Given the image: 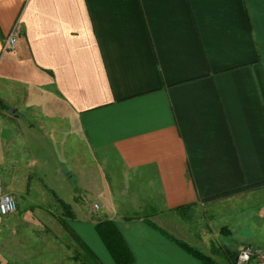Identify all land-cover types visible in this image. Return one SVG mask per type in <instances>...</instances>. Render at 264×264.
I'll return each instance as SVG.
<instances>
[{"label":"crops","instance_id":"obj_1","mask_svg":"<svg viewBox=\"0 0 264 264\" xmlns=\"http://www.w3.org/2000/svg\"><path fill=\"white\" fill-rule=\"evenodd\" d=\"M48 125L62 213L0 214V264H86L85 248L116 264L105 219L132 264H203L150 217L222 197L242 201L238 245L264 252V0H0V178L20 202Z\"/></svg>","mask_w":264,"mask_h":264},{"label":"rangeland","instance_id":"obj_2","mask_svg":"<svg viewBox=\"0 0 264 264\" xmlns=\"http://www.w3.org/2000/svg\"><path fill=\"white\" fill-rule=\"evenodd\" d=\"M49 127L50 126L48 125L47 128L43 130V144L41 147V153H38V158L40 154L42 156L41 163L37 164L36 168L31 170L33 173L37 174V177H34L31 180L33 183L36 182L37 187L35 188L33 185L32 191L37 197H34L33 201L20 202L16 194H12L18 200L19 210L22 207H38V209H43V216L45 218L47 217L49 220L51 218L52 220L53 217L57 218L62 211L56 202L58 200H53V194L49 193L47 186L52 188L55 187V170L60 165L56 153L60 156L61 150L55 145V143L53 144V138L50 135ZM62 153L64 159L69 157V162L72 161V153L68 155L66 152ZM74 156H78V154H74ZM134 189L138 188L129 185V191H133ZM258 189L264 190V185H260ZM38 190L42 193V198L40 199L39 192L37 193ZM129 196L131 197L132 195L130 194ZM121 199L124 200L123 197H121ZM258 200L262 202V200H264V194L259 197L257 196L254 205L257 206ZM122 202L124 205L129 206L130 210H136L139 212L145 211L146 214L151 212V207L146 206L145 201L130 199L129 202ZM89 203H93V200H89ZM241 206L242 201L240 199L230 200L222 197V199L218 198L202 204L190 206L187 209L184 208L186 210H183V212L179 214H176L174 211H164L163 213H158L157 216L150 218L155 220L164 231L181 239L183 238L182 240L193 244L201 250H204V252L206 251L207 253L213 254L216 259L228 264L230 262L228 258L229 250H231V252H240L243 248L252 247L255 251L259 252L258 254L264 255V252L259 250V247H255L251 244H243L244 246L240 247L239 245L241 244L238 245L236 241V233L234 232V229H236V227L240 229L241 226L239 224L242 222V215L244 213ZM252 220L254 222H259L261 216L260 218L254 216L252 217ZM244 231L248 233V230L245 229ZM258 234L261 235L260 232H258ZM67 238V234L65 233L60 235V239L65 242L68 241L69 238ZM261 238H264V236L261 235ZM259 242L264 246V242Z\"/></svg>","mask_w":264,"mask_h":264},{"label":"trees","instance_id":"obj_3","mask_svg":"<svg viewBox=\"0 0 264 264\" xmlns=\"http://www.w3.org/2000/svg\"><path fill=\"white\" fill-rule=\"evenodd\" d=\"M232 192H227L224 194H221L222 196H226L231 194ZM65 204V202H62ZM67 205V204H65ZM187 206H179L175 208V211H182L186 210L184 209ZM96 230L98 234L100 235L102 241L104 242L106 248L108 249L109 253L111 254L112 258L116 262V264H132L134 261V255L126 242L124 236L122 235L120 229L118 228L117 224L111 220V219H105L98 224H96ZM162 230V229H161ZM165 234L176 240L183 248L188 250L190 253H192L195 257H197L203 264H222L215 260V258L204 252L198 247L192 246L188 242L176 238L174 236H171L170 234L166 233L164 230H162ZM86 249V264H95L93 260H95L96 256L95 254L89 250ZM238 255V252L232 251L230 255H228V258L230 262L228 264H236V258ZM95 256V257H94ZM97 259V258H96ZM98 264V263H97Z\"/></svg>","mask_w":264,"mask_h":264},{"label":"built area","instance_id":"obj_4","mask_svg":"<svg viewBox=\"0 0 264 264\" xmlns=\"http://www.w3.org/2000/svg\"><path fill=\"white\" fill-rule=\"evenodd\" d=\"M20 25L17 24L9 36L7 37L6 41L4 42L3 49L9 50V49H15L18 44V38L20 36ZM99 204L95 203L94 208L97 210L99 209ZM18 209V201L15 198L14 195L7 192L4 187V183L2 179L0 178V214L3 216H7L9 214H12L16 212ZM259 252L255 251L252 247H246L240 250L238 252V255L236 257V264H246L249 263L253 258H263L264 256L261 254H258Z\"/></svg>","mask_w":264,"mask_h":264}]
</instances>
